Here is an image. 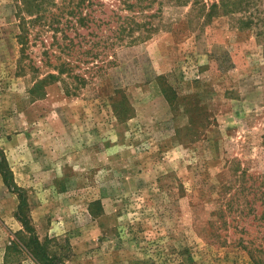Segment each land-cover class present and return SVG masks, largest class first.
<instances>
[{
	"label": "rangeland",
	"instance_id": "374dc122",
	"mask_svg": "<svg viewBox=\"0 0 264 264\" xmlns=\"http://www.w3.org/2000/svg\"><path fill=\"white\" fill-rule=\"evenodd\" d=\"M158 1L0 0V264H264V0Z\"/></svg>",
	"mask_w": 264,
	"mask_h": 264
},
{
	"label": "trees",
	"instance_id": "16d2710c",
	"mask_svg": "<svg viewBox=\"0 0 264 264\" xmlns=\"http://www.w3.org/2000/svg\"><path fill=\"white\" fill-rule=\"evenodd\" d=\"M121 1L126 6L127 9L132 10L134 7H137V6L140 8H143V7L146 8L147 6H150L156 0H133V1L121 0ZM170 1L173 3V5L180 6L182 4H185L187 0H170ZM79 2H80V0H79ZM79 2H76L77 6H79ZM221 2H222L221 4L214 3L211 5V7H215V8L221 7L223 9V8L227 7V3L229 5V3L233 2V1H227L226 0L225 2H223V1H221ZM53 3H54V0H19L17 16L19 18V27L21 29V33L18 35V40H19V43L21 45L22 51L24 50V46L27 43V39H28L27 30H28L29 25L30 24L33 25L34 22L36 23V22L42 20L44 12L46 10H48V6L53 5ZM241 3H242V0H238L236 5H239ZM158 4L159 5L161 4V0H160V2L158 1ZM25 14L31 18H26ZM71 14L74 15V12ZM33 15H34V17H32ZM78 19L81 21L83 18L80 17ZM77 21L78 20H76V22ZM48 23H49V26L53 25V23L59 24V19H58L57 15L51 16L49 18ZM152 28H153L152 24H150L149 21H147V20H143L141 22H135L132 20V28H129V33H132V34H129L131 36L130 40L133 41L136 39H142L145 36L144 32L146 34H149L151 32ZM54 29L59 30V28H57V27H55ZM137 29L138 30L141 29V31L138 32L137 35L132 36L134 30L137 31ZM124 31H125V28H124ZM68 65H69L68 62L62 61L60 63V68L58 69V72L63 73V71L67 70L66 66H68ZM53 76H54V74H47L46 77L52 78ZM40 84H41V82L35 83L33 85L34 90L32 88V92L35 91L37 87H40ZM4 162H5V159H4L2 151L0 150V175L3 179V182L9 189H13V190L16 189V192H19L20 188H18L14 184L11 171L9 170L8 167H5L3 165ZM20 198H21V196H20ZM18 208L19 209H18L17 215H18L20 221H22L23 224L25 225V222H24L25 218L21 214H19V210L21 211V209H22L21 203L18 206ZM34 243H35L34 245H36V247H35L36 251H38V253H39L40 252L38 250V244L39 243L37 241H35ZM251 252H252L251 256H252L255 264H262V258L257 253V249L255 247H253L251 249ZM40 255H41V253H40Z\"/></svg>",
	"mask_w": 264,
	"mask_h": 264
}]
</instances>
